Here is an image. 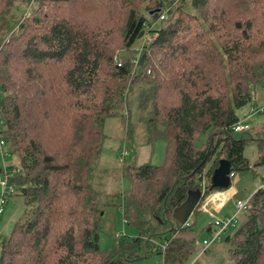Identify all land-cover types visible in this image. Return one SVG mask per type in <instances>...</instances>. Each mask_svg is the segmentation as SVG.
I'll list each match as a JSON object with an SVG mask.
<instances>
[{"label":"trees","instance_id":"16d2710c","mask_svg":"<svg viewBox=\"0 0 264 264\" xmlns=\"http://www.w3.org/2000/svg\"><path fill=\"white\" fill-rule=\"evenodd\" d=\"M14 1L0 0V117L6 156V145L19 156L10 182L25 210L9 236L0 234V264H127L148 255L189 264L219 241L222 250L210 254L216 264H264V186L237 225L207 247L205 239L198 247L193 224L172 214L192 191L201 203L227 189L211 184L221 159L230 173L249 167L243 151L251 128L238 137L234 125L251 86L264 83V0H192L195 14L176 0H40L15 25ZM142 30L151 41L118 66L116 51L131 50ZM134 87L146 141L163 138L166 160L122 169L129 189L121 212L137 233L102 250L110 201L94 188L92 170L109 118H120L124 138L133 137L127 96ZM206 229L212 233L213 222Z\"/></svg>","mask_w":264,"mask_h":264},{"label":"rangeland","instance_id":"374dc122","mask_svg":"<svg viewBox=\"0 0 264 264\" xmlns=\"http://www.w3.org/2000/svg\"><path fill=\"white\" fill-rule=\"evenodd\" d=\"M29 1L30 0L23 2L15 0L12 3V17L9 19L12 23L14 21V25L24 22L27 18L31 17L33 12L40 5L39 2H37L31 12L26 16L24 12ZM191 1L192 0H176L175 4H180L184 6L188 12L195 14L193 7L191 6ZM222 1L224 0H219V2ZM141 11L143 15H146V12H144L143 9H141ZM3 36L4 33L0 32V38ZM151 37L152 36L148 32L146 34L144 30V33L134 43L135 45L131 50L123 51V49L119 48V50L116 51L114 55L116 61L119 60L124 62L125 59L128 58L137 59L140 55H137L140 49L143 48L144 43ZM139 62H136V64ZM136 64L134 69H137ZM136 93L137 88L134 87L127 96L131 106V120L134 129L133 137L127 139L124 138L125 131L123 130V124L120 118H109L104 126L106 135L103 143L104 146L92 170V184L94 188L98 191L102 201H110V204L104 207L101 215L102 218L99 228L98 245H100L102 250H109L115 242H118L124 237L131 238L137 233L136 229L128 226L124 222L121 212V196L129 189L128 180L122 173V169L127 165H139L145 162L160 166V164H163L166 160L165 154L167 143L163 138L159 137V139L151 142L152 144L147 143L146 141V129H144L143 124L145 111L143 112L138 108ZM250 96L252 97L251 102L236 109L240 120L239 122L243 125L248 124L251 126L249 131L244 130L245 132H249L253 137V140L248 141L245 145L243 151L244 157L249 162V167L245 168V170L236 172V176L238 177V184L236 185L237 194L232 197V200L229 201L220 213L214 214L217 219L232 217L237 211L236 202L238 200H248L256 190L261 186H264V163L258 165V149L262 143L260 139L264 138V113L256 111L264 106V83L256 88L251 86ZM244 131L236 132L235 135L239 137ZM205 137L206 136L201 137V142ZM10 149L11 148L6 145L5 150L9 153V156L5 157V162L8 166H13L19 169V156L11 154L9 151ZM124 151H126L125 154H123ZM1 163L2 162L0 161V164ZM231 183H233V180H231ZM205 197L206 195L203 197L201 203L199 202V207L197 208L196 213L191 212L188 218V223L193 224V227L195 228V239L199 248L202 247V240L211 234V232L206 229V226L213 222V218L209 215L211 213L209 211L201 210L202 208L200 207L203 204ZM4 205V211L0 216V233L2 237L11 234L10 232L14 226L15 220L22 215L25 210L24 200L20 195L11 196ZM223 246L224 243L219 241L218 243L211 245L207 251L211 254L213 249H215L214 251H219V249L222 250L221 248ZM210 254H203L201 255L202 258L192 257L193 260L191 263H188L197 264L198 262L199 264H216L215 260H219V256H213ZM225 255L228 258L226 253ZM197 259L198 261H196ZM226 260L227 259L225 258L224 264H227ZM127 264H163V261L158 255H148L147 257H141L140 259L134 260L133 262H128Z\"/></svg>","mask_w":264,"mask_h":264},{"label":"built area","instance_id":"2783aa9c","mask_svg":"<svg viewBox=\"0 0 264 264\" xmlns=\"http://www.w3.org/2000/svg\"><path fill=\"white\" fill-rule=\"evenodd\" d=\"M37 2H39V0H30L27 3L25 12H24L26 16L31 12V10L34 8ZM162 18H164V15H161V19ZM151 38H149L148 41H151ZM141 51L142 49H140L139 54ZM121 64L122 62L118 60L117 65L120 66ZM2 97H3V91H1L0 89V102H1ZM0 110H1V107H0ZM258 111L261 113H264V106L258 109L257 112ZM234 126H235L234 130L236 132L249 130L251 128V126H249L248 124L243 125L240 122ZM2 129H3V119L0 117V161L2 162L0 164V168H1L0 169V216L4 211V206H5L4 204L6 202L7 197L16 193L14 184L10 182V178L13 176L14 173H17V170H18L16 169V167L9 168V166L5 162L4 158L6 156V153L3 148L5 146V139L2 133ZM125 153L126 151H124L123 154ZM234 175H235L234 172L229 173L228 176H229L230 183H231V178H233ZM228 189L229 188L225 189L224 191ZM221 195L224 196L225 193L219 190L217 192H211L209 195L207 194L206 197L204 198L205 200L203 204L200 206L202 208L201 210L208 211L207 206L211 202L219 203L222 205L227 200V198H223ZM247 205H248V200L246 201L238 200L236 202L237 211L234 215H232V217H225L222 219H219V218L217 219L214 217V215L211 214L210 216L213 218V226L215 227V230L207 238H205V240H203L204 245L206 247L210 246L212 243L219 240L222 232L235 227V225H237L239 221V218H238L239 214L246 209Z\"/></svg>","mask_w":264,"mask_h":264},{"label":"water","instance_id":"95a60500","mask_svg":"<svg viewBox=\"0 0 264 264\" xmlns=\"http://www.w3.org/2000/svg\"><path fill=\"white\" fill-rule=\"evenodd\" d=\"M144 33V30L141 31L138 38ZM143 58H141L139 64H142ZM229 173L230 165L227 160L221 159L217 168L214 169V172L211 177L212 188H228L229 186ZM188 200L182 205L175 208L173 211V219L178 223L184 224L189 218L193 207L199 202V193L198 191H192L189 193L187 198Z\"/></svg>","mask_w":264,"mask_h":264},{"label":"crops","instance_id":"0c3cea01","mask_svg":"<svg viewBox=\"0 0 264 264\" xmlns=\"http://www.w3.org/2000/svg\"><path fill=\"white\" fill-rule=\"evenodd\" d=\"M236 173H235V175L233 176V178H231V180H233V183L231 184V186L229 187V189L228 190H226V191H224V190H219V189H217L216 191H213V192H217L218 190L219 191H221V192H223V193H225V195L223 196V195H221L223 198H227V200L221 205V204H219V203H214V202H211V203H209V205L207 206V209H208V211L212 214V215H214L215 213L216 214H218V213H220V211L221 210H223L224 208H225V206L229 203V201L230 200H232V197L234 196V195H236L237 194V188H236V185L238 184V177L236 176ZM211 193V192H210ZM209 193V194H210ZM208 194V195H209ZM199 211V210H198ZM202 212V211H201ZM204 212V211H203ZM211 214H209V215H211ZM214 217H215V215H214ZM186 222H188V219H187V221Z\"/></svg>","mask_w":264,"mask_h":264}]
</instances>
